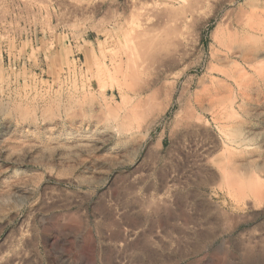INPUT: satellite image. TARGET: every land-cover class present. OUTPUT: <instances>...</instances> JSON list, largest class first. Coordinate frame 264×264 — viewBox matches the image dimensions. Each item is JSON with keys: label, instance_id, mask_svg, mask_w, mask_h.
<instances>
[{"label": "rangeland", "instance_id": "obj_1", "mask_svg": "<svg viewBox=\"0 0 264 264\" xmlns=\"http://www.w3.org/2000/svg\"><path fill=\"white\" fill-rule=\"evenodd\" d=\"M191 2L0 0V264H264V0Z\"/></svg>", "mask_w": 264, "mask_h": 264}, {"label": "bare ground", "instance_id": "obj_2", "mask_svg": "<svg viewBox=\"0 0 264 264\" xmlns=\"http://www.w3.org/2000/svg\"><path fill=\"white\" fill-rule=\"evenodd\" d=\"M201 2H203V0H192V2L190 3V6H192V9H194V8H196V7H199V4L201 3ZM197 9V8H196ZM141 36V37H140ZM138 38H139V45L140 46H144V47H146V49L148 48V50H152L151 52H153V53H156V52H158V49H155L154 50V47L156 46V45H160V47H161V45H162V43H160V41H158V42H156V40L154 41V40H151V39H148L147 38V31L145 30V31H143L142 33H141V35L139 34V36H137ZM130 43V42H129ZM135 43V42H134ZM128 44V43H127ZM164 44V43H163ZM130 47H132L130 44H128ZM133 45V44H132ZM165 45V44H164ZM164 45H162V47L164 46ZM128 46V47H129ZM139 46V48H141ZM127 47V46H126ZM143 47V48H144ZM143 48H141V49H143ZM153 48V49H152ZM165 48V47H164ZM146 49H145V51H146ZM162 49V48H161ZM147 50V51H148ZM133 52V51H132ZM151 52L150 51H148L147 53H150L151 54ZM146 53V52H145ZM146 53V54H147ZM152 53V55H154ZM159 53V52H158ZM167 53V52H166ZM177 54H179V53H177ZM134 55V54H133ZM129 57V56H128ZM127 57V58H128ZM129 58H131V57H129ZM128 58V61L130 60ZM132 59V58H131ZM133 59H135V58H133ZM131 60V61H135V63L137 62V60L135 59V60ZM164 59V60H163ZM162 59V61H163V64H161V66H163L164 68H166L168 65H170V64H173V62H175L176 60H177V57H176V53H174V54H167V56L165 57V58H163ZM130 61V62H131ZM134 63V62H133ZM133 63H131L132 65H133ZM162 63V62H161ZM127 64V66L129 65V63L127 62L126 63ZM130 64V65H131ZM134 66H135V64H134ZM129 67V66H128ZM132 67V66H131ZM136 67V66H135ZM124 68H125V66H124ZM130 68V67H129ZM128 69V68H127ZM132 69V68H131ZM133 69H135V68H133Z\"/></svg>", "mask_w": 264, "mask_h": 264}]
</instances>
